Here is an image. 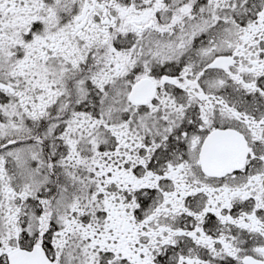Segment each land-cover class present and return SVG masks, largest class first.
Here are the masks:
<instances>
[{"label": "snow or ice", "instance_id": "obj_1", "mask_svg": "<svg viewBox=\"0 0 264 264\" xmlns=\"http://www.w3.org/2000/svg\"><path fill=\"white\" fill-rule=\"evenodd\" d=\"M0 264H264V0H0Z\"/></svg>", "mask_w": 264, "mask_h": 264}]
</instances>
